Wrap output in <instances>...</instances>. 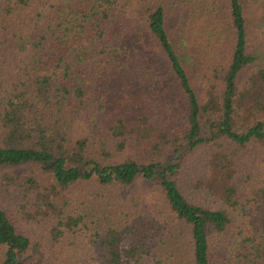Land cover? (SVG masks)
<instances>
[{
	"label": "trees",
	"instance_id": "obj_1",
	"mask_svg": "<svg viewBox=\"0 0 264 264\" xmlns=\"http://www.w3.org/2000/svg\"><path fill=\"white\" fill-rule=\"evenodd\" d=\"M82 185L106 264H264V0H0V264L83 232Z\"/></svg>",
	"mask_w": 264,
	"mask_h": 264
},
{
	"label": "rangeland",
	"instance_id": "obj_2",
	"mask_svg": "<svg viewBox=\"0 0 264 264\" xmlns=\"http://www.w3.org/2000/svg\"><path fill=\"white\" fill-rule=\"evenodd\" d=\"M145 92L149 93L150 90L146 89ZM114 93L117 96V92L113 90L112 94ZM136 97L138 98L139 95ZM137 100L141 102V96ZM117 102L120 104L119 100ZM114 104L115 100L111 97L110 105L113 106ZM251 173L252 183L262 179V177H258V171H252ZM244 174H247V172H244ZM94 186L91 189L86 188L84 185L80 186L78 190H75L74 200L69 205L77 214H85L82 221L86 228L83 232L69 233L59 243H56L53 240V236L50 235L52 221H43L41 218L38 221L28 222L24 219L18 224L19 229L30 236L32 243V250L25 264H106L103 259V252L98 246L100 240L93 232L98 231L102 234L107 225L113 226L122 221L123 216L117 209L122 207L123 204L120 200L114 199V197L106 193L97 194L101 193V191L96 190L98 187ZM246 187L247 185L244 184L243 188L245 189ZM133 190L135 192L134 195L138 197L140 195L139 189L133 188ZM28 209H32V207L28 206ZM157 212H162V208H155V213ZM174 249L175 251L172 249H166L165 251L167 256L171 255L170 260H172L175 252L181 257L180 264H189L188 239L186 243L185 240H182Z\"/></svg>",
	"mask_w": 264,
	"mask_h": 264
}]
</instances>
